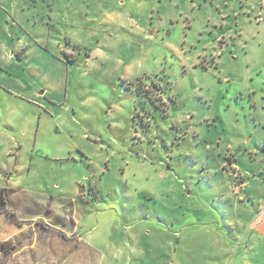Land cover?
<instances>
[{
	"label": "rangeland",
	"instance_id": "rangeland-1",
	"mask_svg": "<svg viewBox=\"0 0 264 264\" xmlns=\"http://www.w3.org/2000/svg\"><path fill=\"white\" fill-rule=\"evenodd\" d=\"M262 18L264 0H0V71L21 97L48 95L17 123H33L47 156L37 186L65 179L79 211L76 230L68 205L65 224L3 216L0 264H190L192 232L250 220L225 185L241 143L264 142L248 90L264 71L240 43L259 42ZM191 53L201 68L184 67Z\"/></svg>",
	"mask_w": 264,
	"mask_h": 264
},
{
	"label": "crops",
	"instance_id": "crops-1",
	"mask_svg": "<svg viewBox=\"0 0 264 264\" xmlns=\"http://www.w3.org/2000/svg\"><path fill=\"white\" fill-rule=\"evenodd\" d=\"M257 22V31H255L253 39H259V42L251 45L248 44L249 40L244 39V42L241 40L240 43H245L241 46V50L244 52L247 64H249L248 62L252 63L250 65L257 69L259 74H262L264 71V18ZM217 42L222 44L221 40ZM224 45L222 44L221 48L213 46L212 51H207L206 58L215 65L217 60L218 65L226 64L227 46ZM231 54H235L236 57L233 59L229 57L230 60H238L239 53L236 52V48L231 51ZM190 56L188 62L191 64L188 63L187 66L184 64V67H188L190 70L201 68L199 54L194 56V53H191ZM12 60L14 57L11 58ZM207 69L205 66L204 70ZM7 71L10 69L6 67L5 70L0 71V86L4 90L0 93V193L2 189L7 190L9 198L7 209L16 212V218L19 222L25 223L24 225L31 221L35 222L37 219L48 221L50 215L61 219L65 224L64 220H69L65 214L69 212L64 209L71 207L73 211L71 219L76 230L79 211L73 210L72 204L62 199L67 197L65 189L67 181L60 178L57 180L59 184H54L53 180H48L43 173L48 190L41 185L37 186L39 179L37 172H43L45 167L42 161L47 157L36 151L39 132L32 133L33 123H28V126L25 127H29L30 131L24 127L18 134L20 129H18L17 123L22 113L25 115L28 112L29 114L35 113L40 106L34 103L44 105L43 102H46L45 98L48 95L24 96L21 94V97L15 85L7 79ZM253 81L256 80L253 79ZM258 86L259 88H252V86L251 89L248 88L249 91L253 89V94L260 98L259 101H256L259 108L256 116L258 128L252 134L256 133L257 137L262 136L264 139L262 130L264 129V80H258ZM13 151H16L14 162L11 159ZM240 152L243 157L240 155L236 162H230L227 166L231 173L226 176L225 204L229 203L237 211L241 209L242 212H246L245 210H247L250 220H240L236 224V228L233 225L232 235L231 233L228 235L224 229L231 222L225 221L222 226L217 219L215 222H211L212 228L200 229L196 233L192 232V237L195 236L197 243L193 244L194 250L189 259L190 264H229L230 252L232 248L234 249L235 243L238 245L237 256L233 257L230 264L234 261L235 264H264V142L256 140L253 147L251 140L243 141L240 145ZM235 173L242 179L239 192L233 190ZM63 182L66 183L65 187ZM255 191L259 192V197ZM79 197L82 198V192ZM248 200L252 201L253 207L250 206ZM73 202L77 204L78 201L74 200ZM67 205L68 207H66ZM239 215L240 213L237 212L236 218L240 217ZM3 216L5 215L0 216V223L3 222ZM179 241L181 242V236Z\"/></svg>",
	"mask_w": 264,
	"mask_h": 264
},
{
	"label": "trees",
	"instance_id": "trees-1",
	"mask_svg": "<svg viewBox=\"0 0 264 264\" xmlns=\"http://www.w3.org/2000/svg\"><path fill=\"white\" fill-rule=\"evenodd\" d=\"M9 204L8 193L6 189H2L0 193V216L6 215L10 217L11 220L15 221L16 214L14 212L8 211L7 207Z\"/></svg>",
	"mask_w": 264,
	"mask_h": 264
}]
</instances>
